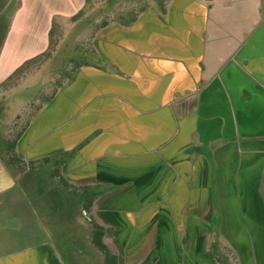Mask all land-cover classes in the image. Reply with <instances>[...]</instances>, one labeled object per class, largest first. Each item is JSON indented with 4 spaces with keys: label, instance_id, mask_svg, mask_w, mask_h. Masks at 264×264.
Segmentation results:
<instances>
[{
    "label": "crops",
    "instance_id": "0c3cea01",
    "mask_svg": "<svg viewBox=\"0 0 264 264\" xmlns=\"http://www.w3.org/2000/svg\"><path fill=\"white\" fill-rule=\"evenodd\" d=\"M151 3L95 33L102 62L28 119L23 163L0 112V264H65L30 195L45 194L32 178L43 174L55 193L96 192L92 217L118 264H219L215 229L235 256L264 248V0ZM86 5L0 0V90Z\"/></svg>",
    "mask_w": 264,
    "mask_h": 264
},
{
    "label": "rangeland",
    "instance_id": "374dc122",
    "mask_svg": "<svg viewBox=\"0 0 264 264\" xmlns=\"http://www.w3.org/2000/svg\"><path fill=\"white\" fill-rule=\"evenodd\" d=\"M151 1L155 2V0H89L81 16L57 26L54 48L50 54L29 66L10 85L0 90V99L4 101L0 103V107L2 106L0 112H3L5 120L1 130L6 137L15 134L24 126L29 116L34 115L41 104L55 93L66 76L81 62L82 57L85 59L86 56L90 61L95 60L89 55V46L94 33L103 22H122L129 19L134 14L151 8ZM193 105L194 102L190 103L189 108ZM42 170L50 169L45 167ZM43 177L44 174L32 178L41 182L39 187L45 194L42 198H38V194L34 192H30V195L38 216L47 227L64 263L94 264L85 243L86 232L91 230L88 218L83 215L81 209L85 196L79 195L81 201L79 209L75 193L69 190L68 195L67 188L64 189L65 193H55L51 191L54 189L51 188L50 181H44ZM215 241L224 246L227 244L223 236L216 233V229ZM261 243L264 246V242ZM223 249L218 247L217 250L218 255L222 257ZM240 255V257L236 255L239 264H264L263 247L260 249L251 247ZM99 260L97 254L95 262L98 263Z\"/></svg>",
    "mask_w": 264,
    "mask_h": 264
},
{
    "label": "trees",
    "instance_id": "16d2710c",
    "mask_svg": "<svg viewBox=\"0 0 264 264\" xmlns=\"http://www.w3.org/2000/svg\"><path fill=\"white\" fill-rule=\"evenodd\" d=\"M88 2H89V0H87V4H88ZM86 7H87V5H86ZM145 10H147V9H144V10L134 14L131 18L123 20L120 23L123 24V25H130V24L134 23L137 20V18L139 17V15ZM84 11H85V9L82 10L78 15L73 17L72 20H75L79 16H81L84 13ZM108 23L109 22H107V21L103 22L101 24V26L98 28V30L101 29L102 27L108 25ZM57 26L58 25L53 26V29L51 30V33H50V44H49L48 50L45 53H43L42 55H40V56H38V57H36V58H34L32 60H29L22 67H20L9 78V80L7 81L5 86L6 85H10L12 83V81L15 80L18 76H20V74H22L29 66H31L34 63H37L38 61L43 59L45 56L50 54V52L54 48V44H55L54 43V39H55V32H56ZM98 30H96L95 33H97ZM95 33H94V35L92 37V40H91V43H90V46H89V52H90L89 55L95 60L94 61H90L86 56H85V59L82 57L81 62L78 65H76V67H74V69L70 72V74L68 76H66V79L58 87V89L55 91V93L51 97H49L47 100L44 99L45 101L43 102V104H41V106L39 107V109H37V111H39L43 105H45L46 103L51 101V99L55 96V94L57 93L59 88L71 77L72 73L78 67L87 66V65H93L94 63L97 64V63H101L102 62V59L99 57L98 53L96 52V50H95V48L93 46V39H94ZM30 105H32V104H30ZM35 113H34V115H35ZM34 115H32V116L30 115L29 118L33 117ZM24 130H25V124L18 132L13 134L14 136L13 135H9L8 139H7L8 150H9V153L11 155V160L13 162H16L17 164H20V163H23V162H21V161H19L17 159V157H16V155L14 153V150H15V147H16V143H17L18 139L21 137V135L23 134ZM12 136H13V138H12ZM48 161H49V159L46 158V159H43L41 162L46 163ZM33 165H34V163L25 164L24 168H27V167L32 168ZM65 187L70 189L74 193H77L79 195L82 194L83 196H85L83 201H82V208L81 209L84 212L85 217L88 218L87 221L89 222L90 227H91V231H92V237H91L92 243L97 248V250L101 253V255L103 256L104 264H118L117 256L115 254H113L111 252V250L107 247V245L104 243V236H105L104 229L99 224H97V222L92 217V208H93V204H94V202L96 200V196H97L96 192H94L93 190H91L88 187H74V186H70V185H67V184H65ZM88 215H89V217H88ZM218 247L224 248L223 249V257L218 255V252H217ZM213 252H214L215 259L217 260V262L219 264H238V261L236 259L235 253L229 247L222 246V244H220V243L217 244L215 240L213 242Z\"/></svg>",
    "mask_w": 264,
    "mask_h": 264
}]
</instances>
